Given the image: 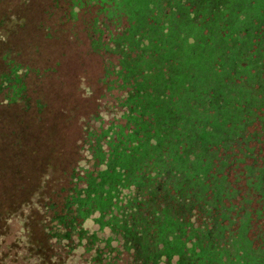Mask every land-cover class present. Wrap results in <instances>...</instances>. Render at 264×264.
<instances>
[{"label":"trees","instance_id":"1","mask_svg":"<svg viewBox=\"0 0 264 264\" xmlns=\"http://www.w3.org/2000/svg\"><path fill=\"white\" fill-rule=\"evenodd\" d=\"M65 3L97 7L103 91L62 197L30 205L51 264H264V0ZM9 54L0 94L28 109Z\"/></svg>","mask_w":264,"mask_h":264},{"label":"rangeland","instance_id":"2","mask_svg":"<svg viewBox=\"0 0 264 264\" xmlns=\"http://www.w3.org/2000/svg\"><path fill=\"white\" fill-rule=\"evenodd\" d=\"M65 1L0 0V75L9 51L30 68L28 109L23 102L5 104L0 94V264H34L27 261L32 255L51 264L38 225L41 216L30 205L43 197H62L68 172L85 149L84 121L97 112L103 91L98 85L102 63L89 50L87 35L97 7H85L73 17ZM253 129L264 135L255 125ZM260 140L248 144L258 165L264 164V136ZM239 146L242 141L233 143L234 153ZM256 229L248 234L254 247L260 245Z\"/></svg>","mask_w":264,"mask_h":264}]
</instances>
